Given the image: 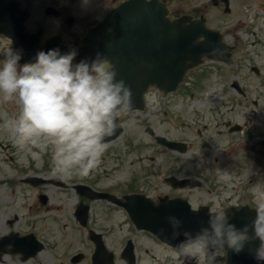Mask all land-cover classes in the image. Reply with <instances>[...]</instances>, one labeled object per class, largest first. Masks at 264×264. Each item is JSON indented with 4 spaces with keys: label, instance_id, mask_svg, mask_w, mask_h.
<instances>
[{
    "label": "flooded vegetation",
    "instance_id": "1",
    "mask_svg": "<svg viewBox=\"0 0 264 264\" xmlns=\"http://www.w3.org/2000/svg\"><path fill=\"white\" fill-rule=\"evenodd\" d=\"M64 1L67 12H83L86 25L96 23L120 0ZM213 1L225 5L224 0ZM229 1L230 4L233 2ZM38 5L42 6V0H34L33 10L30 9L32 18L28 19L27 26L35 33L42 29L43 46L55 34L66 36L71 41L70 48L79 45L76 41L82 37L74 30L78 26L69 28L62 18L49 16L48 7L34 12ZM248 20V16L242 19L231 17V36L236 44L240 43L238 33L246 29ZM245 56V61L250 64L262 62L264 49H251ZM2 108L6 115L15 116L20 112L17 101L10 105L3 103ZM174 114L181 117L178 112ZM206 117L203 113H196L193 121L181 128L164 117L125 112L121 119L123 133L106 142L100 165L86 177L54 172L53 147L49 141L42 140L34 147L21 148L15 143L11 129L5 125L0 127V264H72L73 255L79 252L75 264H94L98 245L101 247L99 264H130L132 249L136 264H152L151 257L156 256L157 251L160 253L161 246L153 244L149 232L130 221L127 207L113 199L127 201V195L138 193L140 199L159 200L169 196L185 197L192 203L204 199L220 201L225 197L221 191L232 192L234 184L240 181L239 173L255 164L246 148L243 150L245 156H241L243 159L232 160L227 171L232 174L229 180L222 179V174L218 178L211 177L199 168L205 157L204 151H211L215 146L206 147L205 141L200 144L192 128ZM220 124L218 122L217 126ZM147 126H153L168 136H172L173 131L182 130L187 136L176 134L174 138L187 141L188 149L172 151L160 144L153 145ZM205 126L208 135L214 133L210 123L206 122ZM222 133L223 130L218 129V134ZM207 141L210 142L211 138ZM171 177L202 179L207 188L200 190L199 186L189 184L178 186L179 181H169ZM214 183L217 192L210 194ZM204 203L216 204L214 201ZM87 215L88 223L82 224L80 221L83 222ZM92 229L97 231L98 242L92 238Z\"/></svg>",
    "mask_w": 264,
    "mask_h": 264
},
{
    "label": "clouds",
    "instance_id": "2",
    "mask_svg": "<svg viewBox=\"0 0 264 264\" xmlns=\"http://www.w3.org/2000/svg\"><path fill=\"white\" fill-rule=\"evenodd\" d=\"M76 55L75 50L40 51L34 62L21 65L20 53L9 48L0 61V93L7 102L19 101V114L5 123L19 147L49 141L54 172L86 177L100 165L105 140L114 135L121 113L132 110L133 93L123 79L117 80L115 66L109 67L103 54L74 64ZM221 173L222 179H231L232 174ZM250 191L258 201L251 223L238 228L227 214L210 211L206 227L194 235L182 233L181 254L203 256L205 264H216L219 251L227 248L239 254L258 241L250 251L255 260L264 262V190L256 185ZM168 222L173 238L181 235L182 221L170 216Z\"/></svg>",
    "mask_w": 264,
    "mask_h": 264
},
{
    "label": "rangeland",
    "instance_id": "3",
    "mask_svg": "<svg viewBox=\"0 0 264 264\" xmlns=\"http://www.w3.org/2000/svg\"><path fill=\"white\" fill-rule=\"evenodd\" d=\"M216 80H217V78H216L215 74L209 79H208V77L206 79H203V81L210 88H207V87L201 88V86H199V85H197V86L192 85V87H193L192 91H193L194 95H196V96L193 97V98H195L194 99L195 101L191 105H192V107H194V106L195 107L205 106V108L203 109L204 111L205 110L209 111V109H210V111H214V112L223 111V112H220V114H216V121H218V120H222L224 118V111H228V110L221 107V99L218 98L217 96H215V93H214L215 90L217 88H220V87H216L217 86ZM210 82H211V84H210ZM175 97L176 98H174V102H173V108L175 111L181 110L183 100L193 99L190 94H185L183 96H175ZM183 97H190V98L184 99ZM196 101H197V103H196ZM177 103H180L181 106H178ZM190 109L192 110L193 108H190ZM237 110L239 112H242V113H247L246 110H242V107H240ZM182 113L189 118H195L194 114H193V116L192 115L188 116L185 112H182ZM206 114L210 115V112H207ZM235 118H237V120H240L243 118V116L242 115H240L238 117L235 116ZM263 126H264V124H263ZM173 134L180 135L181 137L187 136V134H185L182 130H177V132H173ZM251 134H254V133L251 132ZM254 135H257V134H254ZM229 137H231V135L230 136L229 135H218V133H215L213 136L215 144H216L215 148L212 149L211 151H206V152L204 151L205 157L203 158V161L199 164V168L203 169L211 177H213V176H215V178L220 177V175L222 174L221 172L229 170L233 159L237 158L238 156H245V153H244L242 148L231 149V151H232L231 153L224 151V149L227 148L226 143H227V139ZM207 161H210V162H207ZM260 168H261V172H260V169L257 168V171L260 172L259 177L255 178L254 180H252V182H250V189L253 186L261 184L262 187H260V189L264 190L263 189V187H264V163L260 166ZM207 177H208V179H210V177L208 175H207ZM169 254L171 255V253H169ZM168 264H186V263L184 262V260L183 261L176 260L175 262H173L172 260H169Z\"/></svg>",
    "mask_w": 264,
    "mask_h": 264
},
{
    "label": "water",
    "instance_id": "4",
    "mask_svg": "<svg viewBox=\"0 0 264 264\" xmlns=\"http://www.w3.org/2000/svg\"><path fill=\"white\" fill-rule=\"evenodd\" d=\"M185 66L186 65L183 63V65L181 67V70H183V72L185 70ZM183 72H181L180 75L183 74ZM184 215L185 214H183V215L180 214L179 218L182 217V220H181L182 221V228H181V230H183L184 228L185 229L183 231H181V235H179L178 237H175V238H173L172 231L168 227L169 222L168 221L167 222H165V221L162 222L163 228L165 230H167V237H168L169 240H171V239H172L171 241L180 240L184 236L182 234L184 231H189V232L193 233V235H194L197 232L196 230H199V229H193V230L190 229V227H188L189 226L188 224L190 222L188 221V219L184 218ZM252 258H254L252 252L249 253L248 251H244V252L240 253L236 258L233 256V258L230 259V264H248ZM251 264H264V262H259V261L254 259Z\"/></svg>",
    "mask_w": 264,
    "mask_h": 264
}]
</instances>
